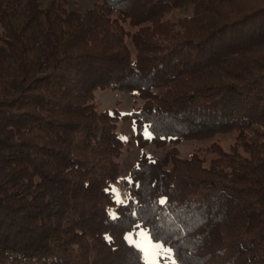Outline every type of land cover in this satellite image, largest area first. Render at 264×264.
<instances>
[{
    "label": "trees",
    "instance_id": "16d2710c",
    "mask_svg": "<svg viewBox=\"0 0 264 264\" xmlns=\"http://www.w3.org/2000/svg\"><path fill=\"white\" fill-rule=\"evenodd\" d=\"M40 1L0 0V264H143L141 229L177 264H264V0ZM97 88L139 102L102 110ZM120 117L169 145L141 151L123 203Z\"/></svg>",
    "mask_w": 264,
    "mask_h": 264
},
{
    "label": "rangeland",
    "instance_id": "374dc122",
    "mask_svg": "<svg viewBox=\"0 0 264 264\" xmlns=\"http://www.w3.org/2000/svg\"><path fill=\"white\" fill-rule=\"evenodd\" d=\"M50 1L59 2L66 8H72L79 11L90 7L93 0H41L42 6L50 3ZM190 13V7L177 8L170 10L166 16L171 19H176L183 15H188ZM125 27L128 28L127 25ZM95 101L98 103V107L102 110H111L113 107L118 109L119 113L130 112L139 102L138 97L131 95L130 93L123 90H112V89H102L97 88L95 90ZM260 131H264V125L256 126ZM135 122L131 117H120L117 121V134L123 140V150L119 156V176L117 181L111 184V190L116 189L119 192L120 200L123 202L127 198V189L123 183V179L128 177V173L132 164L136 162V159L143 150L151 156H162L169 145L165 146H155L153 144H146L140 147L138 144V138L135 135ZM249 135L252 136V130L248 131ZM234 132L232 133H217L214 137L208 139H193L188 141H181L178 143L177 147L179 149V154L181 156L188 155L195 148H200L201 152L203 148L210 144L211 141H216L220 143L223 148H226L228 143L232 141ZM114 198L116 200V194L113 192ZM117 202V200H116ZM118 203V202H117ZM111 212L114 213L115 209L111 208ZM140 231H135L131 235L134 241H139L141 238L137 235ZM127 235V236H129ZM160 264H171V260L168 259L167 254H162L159 257ZM144 264V260H143ZM177 264V263H176Z\"/></svg>",
    "mask_w": 264,
    "mask_h": 264
},
{
    "label": "snow or ice",
    "instance_id": "6c2138e0",
    "mask_svg": "<svg viewBox=\"0 0 264 264\" xmlns=\"http://www.w3.org/2000/svg\"><path fill=\"white\" fill-rule=\"evenodd\" d=\"M145 132L146 135L150 136L147 129ZM113 192L116 194L117 202L122 203L119 192L116 189H113ZM166 202V199H161L159 204L164 205ZM112 216L114 219L116 218L115 214H112ZM137 227H139V225H137ZM137 235L141 238L139 241H134L131 235L126 236L125 239L129 242V244L134 245L142 253L144 264H160L159 257L162 254H167L168 259L171 260V264H176V260L172 257V249L164 247V245L160 242H154L155 237L151 231L141 229Z\"/></svg>",
    "mask_w": 264,
    "mask_h": 264
}]
</instances>
